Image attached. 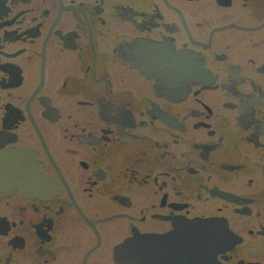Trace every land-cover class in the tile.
Masks as SVG:
<instances>
[{"label":"flooded vegetation","instance_id":"1","mask_svg":"<svg viewBox=\"0 0 264 264\" xmlns=\"http://www.w3.org/2000/svg\"><path fill=\"white\" fill-rule=\"evenodd\" d=\"M0 264H264V0H0Z\"/></svg>","mask_w":264,"mask_h":264}]
</instances>
